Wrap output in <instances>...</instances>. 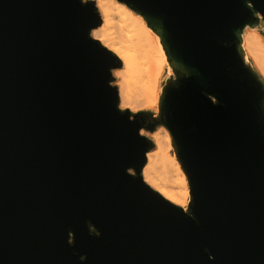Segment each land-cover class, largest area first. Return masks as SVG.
<instances>
[{"label": "water", "instance_id": "water-1", "mask_svg": "<svg viewBox=\"0 0 264 264\" xmlns=\"http://www.w3.org/2000/svg\"><path fill=\"white\" fill-rule=\"evenodd\" d=\"M120 1L175 74L147 125L120 108L95 1L0 0V264H264V81L241 49L264 0ZM158 125L188 212L141 176Z\"/></svg>", "mask_w": 264, "mask_h": 264}, {"label": "bare ground", "instance_id": "bare-ground-1", "mask_svg": "<svg viewBox=\"0 0 264 264\" xmlns=\"http://www.w3.org/2000/svg\"><path fill=\"white\" fill-rule=\"evenodd\" d=\"M94 1L101 14V23L91 31V36L121 60L122 68L115 71L119 80L120 108L127 109L129 98L139 97L145 102L144 109L157 110L161 97L160 79L165 71L169 75L172 71L161 35L125 2ZM257 17L264 23L259 13ZM241 49L264 79V37L249 24L241 32ZM152 140L155 150L147 152L141 176L162 197L187 211L189 182L172 153L171 135L164 130L154 134Z\"/></svg>", "mask_w": 264, "mask_h": 264}, {"label": "rangeland", "instance_id": "rangeland-1", "mask_svg": "<svg viewBox=\"0 0 264 264\" xmlns=\"http://www.w3.org/2000/svg\"><path fill=\"white\" fill-rule=\"evenodd\" d=\"M86 1V0H85ZM94 1V0H93ZM98 9V8H97ZM99 11V10H98ZM100 13V12H99ZM101 15V14H100ZM255 29H257L259 31V33L264 37V23H261L259 22L256 26H255ZM112 31V30H111ZM110 31V32H111ZM113 32H115V29L113 27ZM112 32V33H113ZM245 61H246V64L251 66L252 67V60L249 56L245 55ZM171 66V65H170ZM122 67L120 66L119 68L113 70L112 72V75H113V81H112V85L113 86H116L118 89V78L116 77L115 75V71H118L119 69H121ZM172 69V67H171ZM252 69L254 71H256L258 73V75L260 76V78L264 81V79L262 78V76L259 74L257 68L255 66L252 67ZM114 73V74H113ZM166 77V78H165ZM175 79V74L173 72V69L171 71V74L169 75L167 73V71H165L160 79V86H161V94L160 96L162 95V89L163 87L168 83V82H172L173 80ZM144 106H145V102L139 98V97H131L129 98V104H128V108L127 109H122V110H129L130 112L132 113H137V112H140V111H146V112H150L151 115L150 116H154V117H159L160 115V98H159V105L157 107V110H154V109H144ZM164 130H167V128H165L163 125H158L156 128H155V131L154 132H151V131H148L146 128H143L141 133L148 137L151 141H152V145L150 146V150L148 152H152L155 150V145H154V142L152 140V136L154 134H160L162 133ZM169 133V131H168ZM170 134V133H169ZM171 140H172V137H171ZM172 153L176 155V149L174 147V144H173V141H172ZM177 157V155H176ZM158 174V173H157ZM188 179V178H187ZM189 182V181H188ZM189 185V183H188ZM189 191H190V185H189ZM190 193V192H189ZM189 202H188V205H187V211H189V204L191 203V194H189Z\"/></svg>", "mask_w": 264, "mask_h": 264}, {"label": "flooded vegetation", "instance_id": "flooded-vegetation-1", "mask_svg": "<svg viewBox=\"0 0 264 264\" xmlns=\"http://www.w3.org/2000/svg\"><path fill=\"white\" fill-rule=\"evenodd\" d=\"M160 116V118H162V116L161 115H159ZM157 117H154V116H142L141 117V121L145 124V125H147V124H149V123H152V122H154L153 120H155Z\"/></svg>", "mask_w": 264, "mask_h": 264}, {"label": "trees", "instance_id": "trees-1", "mask_svg": "<svg viewBox=\"0 0 264 264\" xmlns=\"http://www.w3.org/2000/svg\"><path fill=\"white\" fill-rule=\"evenodd\" d=\"M161 118H160V116L159 117H157L155 120H153L154 122H156V121H159Z\"/></svg>", "mask_w": 264, "mask_h": 264}]
</instances>
